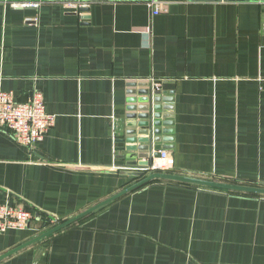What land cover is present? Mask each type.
Instances as JSON below:
<instances>
[{"label": "crops", "instance_id": "0c3cea01", "mask_svg": "<svg viewBox=\"0 0 264 264\" xmlns=\"http://www.w3.org/2000/svg\"><path fill=\"white\" fill-rule=\"evenodd\" d=\"M150 1L0 0L3 90L41 91L56 117L33 148L0 127V204L33 215L0 255L141 179L117 142L133 82L173 97L169 168L152 172L264 187V9ZM0 264H264V195L156 179Z\"/></svg>", "mask_w": 264, "mask_h": 264}, {"label": "water", "instance_id": "95a60500", "mask_svg": "<svg viewBox=\"0 0 264 264\" xmlns=\"http://www.w3.org/2000/svg\"><path fill=\"white\" fill-rule=\"evenodd\" d=\"M128 93L129 105L127 107V118L125 119V133L121 138L117 139V142L120 144L118 150L123 152L120 156L126 161L127 166L136 169V171H126L125 173L134 174L141 179L104 201H101L63 222L57 223L54 227L46 230L33 239L0 255V259L81 220L116 198L156 179L264 195V187L220 182L178 173L149 172V167L154 158H159L161 156V150H172L174 148V145L170 143L174 140L171 136V134L174 133V129L170 128V126L174 124L172 113L170 112L173 108V104H171L173 97L166 96L162 90L150 87L148 83L143 82L131 83V89Z\"/></svg>", "mask_w": 264, "mask_h": 264}, {"label": "built area", "instance_id": "2783aa9c", "mask_svg": "<svg viewBox=\"0 0 264 264\" xmlns=\"http://www.w3.org/2000/svg\"><path fill=\"white\" fill-rule=\"evenodd\" d=\"M244 1L258 3L264 9V0ZM21 5L24 7L38 6L35 3ZM150 5L156 15L167 9L168 0H151ZM55 122V115L46 110L44 94L41 91H36L30 101L19 102L11 92L3 90L0 77V127L10 129L20 144L33 148L37 142L44 139ZM160 153L161 156L157 158V162H153L149 167L150 171L169 168L167 162L169 152L161 150ZM32 219L31 211L24 206L9 203L0 204V233L9 229H27L30 227Z\"/></svg>", "mask_w": 264, "mask_h": 264}, {"label": "trees", "instance_id": "16d2710c", "mask_svg": "<svg viewBox=\"0 0 264 264\" xmlns=\"http://www.w3.org/2000/svg\"><path fill=\"white\" fill-rule=\"evenodd\" d=\"M64 220H66V219L58 220L57 223H59V222H63ZM57 223H56V224H57ZM56 224H54V226H55Z\"/></svg>", "mask_w": 264, "mask_h": 264}]
</instances>
